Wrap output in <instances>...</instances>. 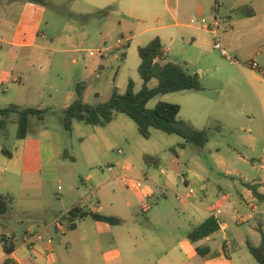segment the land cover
Listing matches in <instances>:
<instances>
[{
  "label": "rangeland",
  "instance_id": "374dc122",
  "mask_svg": "<svg viewBox=\"0 0 264 264\" xmlns=\"http://www.w3.org/2000/svg\"><path fill=\"white\" fill-rule=\"evenodd\" d=\"M41 1L45 6L39 5L41 7H38L35 20L25 22L22 25L24 31L20 34L21 38L16 35V39L20 43L32 41L45 45L48 49L43 51L44 55L52 59L50 67H47L42 75L46 78L48 87L53 88L47 89L46 92L55 96L56 101L53 103H56L57 107L46 98L45 108L54 107L57 112L48 115L39 124L47 126L53 134L58 153L59 180L46 182L42 181L40 175H34L23 179L21 186L17 187L14 184L17 182L16 178H12L14 200L7 199L10 215L7 218L0 217V234L13 232L19 244L26 233L40 232L53 243L55 257L53 264H110L102 256L105 250L110 249V234L101 236L103 250H96L93 234L96 233L97 228L92 218L85 219L83 223L81 220L77 221L78 224L81 222V227L71 229L69 223L62 219L63 216L60 218L56 216L66 213L78 204L90 208L98 202H101L106 211L120 210L122 208L120 204H115L113 200L116 193V196L127 194L140 200L141 205L148 209L142 211L137 208L135 214L138 219L144 223L148 218L160 221L155 232L164 241L173 239L174 242L171 241L169 244L174 245L179 236L190 235L197 227V221L177 199L179 194L185 192V180L189 175V169L205 176L207 173L202 168H211L212 171L208 176L210 181L214 184L221 181L226 192L234 199L238 197L237 189H240V153L243 155L247 153L245 155L248 157H258V153L240 146V134H243L240 133L239 128L240 98L236 96L237 89H232L227 83L229 78L240 80V68L248 67L253 61L252 53L256 48L247 47L254 43L250 42L240 47V50H229L222 35L220 39L229 50L231 57L239 61L237 65L231 64L219 50L214 48L213 35H208V42L201 49L190 48L187 54L192 60L190 64H185L180 56V49L174 43L170 45L172 49L169 60L183 65L191 73L199 74L203 90L171 93L166 97L158 96L149 102L148 108L153 109L159 101L181 105L178 119L185 123L186 132L210 129V140L205 148L191 143L181 148L179 145L185 143L182 137L156 129H151V137L145 139L140 135L137 124L125 114H117L114 122L106 127L75 122L72 132H69L64 128L60 111L64 107L65 96L70 91L76 94L77 85H85L83 99L93 105L106 102L114 88L125 93L129 80L134 81L136 92L142 88L143 80L138 72L141 63L138 48L148 45L157 37V30H146L159 24L155 20L148 19L146 14L144 15L146 19L143 20L128 18L135 26L139 25L138 30H134L137 36L126 47L108 51L107 55L113 53V58L110 62L104 63V68H99L102 58L99 55L89 56V53L112 47L119 38L129 37L126 31L122 32L119 28V23L127 19L122 12L121 4L117 2L111 8L103 6L109 0ZM169 1L171 7L175 9L176 0ZM187 1L189 0H184L186 3ZM250 1L203 0L206 12L201 19L208 20L216 3L223 24L228 18L237 20L236 12L247 14L251 10ZM232 3L236 4L233 6ZM32 6L38 5L33 3ZM242 18L247 16L240 15V19ZM194 20L197 21V18ZM168 22L173 23V20L169 18ZM170 32L171 35L166 36L167 39L174 38L175 34L172 33L175 29H171ZM9 49L14 50L19 56L28 55V50L12 48L4 44L0 48L1 59L6 58L4 54ZM200 50L205 53L201 54ZM13 61L14 59L9 60V64ZM200 68L203 70L201 76L197 72ZM157 85V80H153L149 87L155 88ZM3 88L10 87L0 84L2 96H4ZM7 105L6 102L0 103V107L3 108L8 107ZM3 119L0 115V122ZM18 122L19 115L11 114L6 121V128L0 129V144L2 143L0 156L3 147L14 149ZM173 148L177 154L172 151ZM147 155L159 158V166L155 163H147ZM219 160L223 161L221 166ZM127 166L131 167L132 172L126 170ZM53 172L54 167L50 166L46 170V176L51 177ZM114 175H123V178L144 182L150 178L157 187L154 197L139 195L138 189L127 185L124 180L122 184L124 183L125 186L122 185L123 191H121L111 179ZM233 184L236 185V189L233 188ZM99 185L102 186L98 194ZM145 188L142 183L140 189ZM217 194L218 189L209 192L207 206L218 204ZM24 205H29V209L34 212L29 215L22 213L21 207L28 208ZM228 223L230 225L228 235L232 238L228 253L233 264H259L249 253L246 238L242 235V230L244 228L248 230L252 224L240 227L232 218ZM47 224L49 226L43 230ZM252 230L256 233L249 234V243L257 246L260 244L261 236L257 233V229ZM170 232H173V235H169ZM82 236H88V239L82 245H77ZM223 236L221 232L215 234L218 240H222ZM204 243L209 244L207 241ZM141 244L142 242H138L139 248ZM120 248L125 256L129 252L128 249L131 250L125 243H121ZM161 257L163 254L155 255L156 259Z\"/></svg>",
  "mask_w": 264,
  "mask_h": 264
},
{
  "label": "crops",
  "instance_id": "0c3cea01",
  "mask_svg": "<svg viewBox=\"0 0 264 264\" xmlns=\"http://www.w3.org/2000/svg\"><path fill=\"white\" fill-rule=\"evenodd\" d=\"M202 1L189 0L186 3L184 0H176L175 9L171 7L169 0H109L103 6L112 8L113 4L117 2L121 4L122 12L127 19L119 23V28L122 32H127L130 43L137 36L134 30H138L139 25L135 26L128 18L143 20L146 19L144 17L146 14L148 19L155 20L159 24L157 27L147 29L146 31H158L157 36L161 38L164 45L165 61H170L169 56L172 49L170 45L174 43L180 49V56L185 64H190L192 60L187 55L190 48H194L195 50L201 49L207 44L208 35L211 36V33L203 28L201 24L192 23L195 18L200 20L206 12V6ZM250 2L253 15L242 19L238 16L237 20L228 18L225 24L221 20L220 37L222 39L223 35L225 45L229 50H240V47L246 46L250 42L254 44L247 48H256L252 53V57L259 68L253 69L250 66L240 68V80L229 78L227 83L232 89H237L236 96L240 98L239 128L240 133H243L240 134V146L246 150L250 149L252 152L258 153V157H248L245 155L247 153L244 155L240 153V189H237V198L233 199L231 194L226 192L221 181L218 184L210 181L208 176L212 171L211 168H202L207 173L205 176L189 169V175L185 180V192L182 195L190 193L191 198L187 201H181L177 197L182 207L197 221L198 227L206 220L210 218L214 219L211 213V206H207L206 204L209 192L218 189L216 196L218 204L216 205L223 208L226 214L225 221L228 229L226 232L219 230L216 233H223V239L218 240L215 237L216 233H214L209 237L193 242L188 237L189 235H187L185 237L179 236L175 244L170 245L171 241L174 242L173 239L164 241L155 232L158 229L160 221L148 218L147 222L144 223L138 219L135 210L137 208L142 211L148 209L143 204L141 205L140 200H136L127 194L116 196L115 193L113 200H115V204H120L122 207L120 210L110 209L106 211L101 202L90 208L78 204L86 211L103 216L117 217L123 221L120 225H111L94 220L97 228L96 233L93 234L96 250H103L104 246L102 245L101 236L104 234L111 235L109 242L110 249L108 248L102 254L106 262L110 264H185L186 262H190V264H233V260L228 253L232 245V238L228 235L230 233L228 220L231 218L240 227L251 225L255 221L248 230L245 228L242 230V235L246 238L248 248L249 234L256 233L252 229H257V233L261 236V243L262 234H264V0H251ZM33 3L38 6H32ZM235 4L232 3L233 6ZM39 5L45 6L41 0H0V48L6 44L12 48L28 50L27 56H19L14 50L9 49L4 54L6 58H0V84L11 88H3L4 96L0 94V103L6 102L8 107L17 106L20 109L32 107L49 109L56 113L57 110H54V107L45 108L46 98L52 103L56 101L53 94L46 92L47 89L53 88L52 86L48 87V82L44 75H42L52 63L51 57L47 58L43 52L47 51L48 48L45 45L32 41L20 43L16 39V35L21 38L20 34L24 31V26L22 25L28 22V20L32 22L35 20V16L39 11L38 7H41ZM212 8V15H210L208 20H212L213 18L220 19L216 3ZM169 18L173 20V23L168 22ZM252 27L253 29L250 30ZM171 29H175V32L172 33V35L175 34L174 38L169 39L168 37L167 39L166 36L171 35ZM240 39H242L241 42ZM200 53L204 54L205 51L200 50ZM193 54H195L194 51ZM112 56L114 54L110 53L103 57L99 68H104V63L110 62V59L113 58ZM23 57L26 58L23 59ZM11 59H14V61L12 64H9V60ZM197 72L200 73V76L203 75L202 68L198 69ZM9 93L11 96H9ZM119 93L123 94L122 92ZM166 96L163 95V97ZM75 97V92L70 91L64 98V107L60 112L68 108L74 102ZM53 104L57 107L56 103ZM8 107H0V109ZM9 117H3L4 119L0 122V129L6 128V121ZM41 122L43 121L30 118L27 136L24 139L16 137L13 143V150L6 147L1 149L0 196H10L14 200L12 194H15V191L14 187L11 186L13 183L11 181L12 178H16L17 182L14 184L17 187L21 186L23 179L34 175H40L42 181L46 182L59 180L58 153L53 141V134L47 126H40L39 123ZM0 147H2V143ZM222 162L218 161L220 166L223 164ZM50 166L54 167V172L51 177H47L46 170ZM126 170L132 172L130 166H127ZM90 178L92 177L90 176ZM111 179L123 191V175H114ZM144 185L146 186L144 190L138 189L139 195L148 198L154 197L157 189L155 183L150 178H147ZM249 185L256 188L262 197L261 199L255 196ZM101 186L99 185L98 188L100 189ZM189 186L191 188H187ZM233 188H237L235 184H233ZM100 191L101 189L97 193L99 194ZM256 203L261 205L259 213L253 219L239 221L238 215L248 214L250 206ZM24 206L28 208L21 207L22 213L29 215L34 212L29 209V205ZM69 211L58 214L56 218L65 216ZM9 215L8 211V213L0 217L7 218ZM85 219L81 220L82 223ZM80 223H76L75 229L81 227ZM48 226V224L45 225L43 230H46ZM2 234L15 238L16 249L13 253L8 254L4 250L3 242L0 241V264H43L45 262L53 264L55 262L53 243L48 244L46 241L39 242L32 249L25 243L24 235L21 243L18 244L17 237L13 232ZM169 235H173V232H170ZM87 239L88 236H82L77 245H82ZM205 241L209 244L204 243ZM138 242H142L141 248L138 247ZM121 243H125L128 248L129 246L131 248V250L128 249L129 252L126 256L120 248ZM198 248H204L205 254L215 253V255L209 258H202L198 254ZM50 249L53 250L52 255L49 254ZM157 253L163 254V257L156 259L155 255Z\"/></svg>",
  "mask_w": 264,
  "mask_h": 264
},
{
  "label": "trees",
  "instance_id": "16d2710c",
  "mask_svg": "<svg viewBox=\"0 0 264 264\" xmlns=\"http://www.w3.org/2000/svg\"><path fill=\"white\" fill-rule=\"evenodd\" d=\"M43 4L45 3L43 2ZM236 14L239 17L240 15L250 17L253 12L250 10L247 14H244L238 11ZM138 53L141 59L138 72L143 80L142 88L136 92L134 81L129 80L125 93L121 94L117 88H114L106 102L93 105L86 103L83 99L86 90L85 85H77L76 99L61 112L64 128L72 132L75 122L95 127H106L115 120L117 114H125L137 124L140 135L145 139L151 137V129H156L169 135L182 137L185 143L179 145L181 148H185L187 143L204 148L209 142L210 129L186 132L184 130L185 123L178 119L181 112L180 105L159 101L153 109L148 108L149 102L158 96L184 91H202L203 86L199 75L191 73L181 64L165 61L164 45L158 36L150 41L148 45L139 47ZM153 80H157L158 85L155 88H150L149 84ZM14 113L19 115L17 137L18 139H24L29 131L30 118L44 121L48 115L54 112L49 109L34 107L20 109L17 106L0 109V115L3 117H8ZM172 151L176 154L174 148ZM146 161L147 163H155L156 166L160 164L159 158L151 155L146 156ZM249 187L256 197L262 198L254 186L249 185ZM7 199L13 200L10 196H0V216L8 213L10 209ZM88 217L111 225H120L123 222L117 217L103 216L86 211L80 205L74 206L63 216V219L69 223V228L75 229L77 221ZM218 231L219 227L216 221L210 218L196 227L189 237L191 241L197 242ZM0 241L3 242L6 253L11 254L15 251L16 242L13 236L0 235ZM204 251V248H198V254L202 258L215 255V253L205 254ZM248 251L259 264H264V234H262V241L259 246L248 243Z\"/></svg>",
  "mask_w": 264,
  "mask_h": 264
},
{
  "label": "built area",
  "instance_id": "2783aa9c",
  "mask_svg": "<svg viewBox=\"0 0 264 264\" xmlns=\"http://www.w3.org/2000/svg\"><path fill=\"white\" fill-rule=\"evenodd\" d=\"M200 21V22H199ZM193 24H201L203 26V28H205L208 32L211 33V35H213V38L215 40V44H214V48L219 50L221 52V54L226 57L231 64L233 65H237L238 64V60L234 59L231 57V55L229 54V50L224 46V44L221 41V37H220V29L222 26V21L218 18H213L212 20H206V19H197V21L193 20L192 21ZM130 42L129 38H119L116 43L112 46V47H108L105 49H99L97 51H91L89 53V56H96L99 55V57L103 58L107 55L108 51L111 50H120L121 48L126 47ZM249 66L253 69H258L259 66L255 61L250 62ZM111 170V168H109ZM123 180L125 181V183L127 185H131L132 188L134 189H140L142 187V183H144V181H140V180H135L133 178H126L124 177ZM187 188H191L190 186ZM191 198V194L188 193L187 195H182L179 194L178 195V199L181 201H187ZM261 208V205L256 203V204H252L250 206V211L248 214L245 215H238V220L240 221H247L250 219H253L258 213H259V209ZM211 213L214 216V220L216 221L219 230L226 232L227 231V225H226V221H225V217L226 214L223 210V208H221L218 205H212L211 206ZM63 219V217H62ZM58 225V223H57ZM46 241L48 244H51L52 241L50 239H46L44 237L43 234H41L40 232L38 233H26L25 234V243L27 245L30 246V248L34 249V246L39 243V242H43ZM50 255L53 254V250L50 249L49 252Z\"/></svg>",
  "mask_w": 264,
  "mask_h": 264
}]
</instances>
